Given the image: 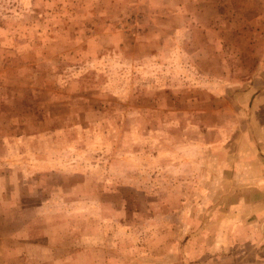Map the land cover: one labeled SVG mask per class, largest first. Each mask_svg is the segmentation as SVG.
<instances>
[{
  "label": "rangeland",
  "instance_id": "rangeland-1",
  "mask_svg": "<svg viewBox=\"0 0 264 264\" xmlns=\"http://www.w3.org/2000/svg\"><path fill=\"white\" fill-rule=\"evenodd\" d=\"M214 3L0 0V264H179L213 231L210 159L251 66Z\"/></svg>",
  "mask_w": 264,
  "mask_h": 264
},
{
  "label": "crops",
  "instance_id": "crops-1",
  "mask_svg": "<svg viewBox=\"0 0 264 264\" xmlns=\"http://www.w3.org/2000/svg\"><path fill=\"white\" fill-rule=\"evenodd\" d=\"M226 1L252 10L251 19L237 26L225 22L223 0H212V9L217 10L210 20L213 31L250 36L243 44V55L252 67L245 69L244 88L232 95L234 109L228 106L234 112L227 126L232 138L227 142L219 139L222 156L216 159L213 153L210 159L213 169L206 192L213 194L209 213L213 231L199 228L190 236L184 248L188 249L179 254V264H264V0ZM181 8L171 4L160 14L162 20L184 19ZM183 22L165 28L172 32L185 27ZM209 203L205 207L210 208Z\"/></svg>",
  "mask_w": 264,
  "mask_h": 264
}]
</instances>
